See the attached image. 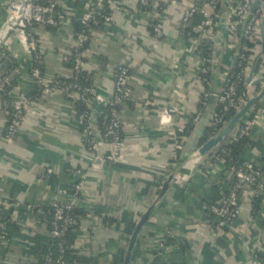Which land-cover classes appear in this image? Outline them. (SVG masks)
Wrapping results in <instances>:
<instances>
[{
	"label": "crops",
	"instance_id": "1",
	"mask_svg": "<svg viewBox=\"0 0 264 264\" xmlns=\"http://www.w3.org/2000/svg\"><path fill=\"white\" fill-rule=\"evenodd\" d=\"M107 1L113 21L92 31L83 68L95 91L106 99L112 95L117 66L124 64L130 70L132 95L119 109L124 139L120 159L115 164L93 161L81 142L76 97H64L53 90L29 97L26 72L31 55L14 41L12 50L21 58L24 75L10 94L28 99V104L14 142L0 143V204L4 199L10 201L6 214L13 219L10 242L0 250V264L38 263L48 228L34 222L32 215H25L23 205L64 200L69 188L82 179L81 208L85 215L70 238L71 250L80 262L72 264H113L119 257L122 261L136 222L172 171H176L174 179L143 227L130 264H253L256 256L259 264H264V191L255 197L246 187L239 196L240 215L230 229H223L208 214L206 204L225 196L232 182L231 163L213 154H197L204 143L202 138H195L202 116L188 134L184 133L204 86L198 73L202 57L181 35L180 23L184 10L198 0H184L160 13L163 37L156 47H152L149 15L128 0ZM166 1L156 0L150 11ZM58 3L72 17H80L86 8L78 0ZM73 32L68 24L53 31L36 28L46 78L57 71L69 77L70 69L61 56L73 47ZM229 42V38L226 43L210 42V88L217 91L233 60ZM259 47L260 34L256 32L251 37L252 55ZM249 67L250 63L247 74ZM261 73L256 71L254 79ZM258 88L247 89L252 95ZM145 101L154 106H145ZM86 104L91 117L98 120L102 105L93 98ZM168 107H172L169 113ZM4 125L0 112V134ZM210 127L211 121L204 137ZM247 138L243 160L264 166L262 121ZM109 148L102 140L98 152L106 154Z\"/></svg>",
	"mask_w": 264,
	"mask_h": 264
},
{
	"label": "built area",
	"instance_id": "2",
	"mask_svg": "<svg viewBox=\"0 0 264 264\" xmlns=\"http://www.w3.org/2000/svg\"><path fill=\"white\" fill-rule=\"evenodd\" d=\"M24 1V5H21L19 0L10 1L7 8L9 16L0 31V112L5 119L4 131L0 134V143L9 145L14 142L24 120V108L28 104V99L10 94L13 85L19 82L24 75L21 58L12 51L13 43L16 40L31 55L26 74L30 79V85L36 86L39 90V97L49 90L59 91L64 97H76L85 107L77 115L83 146L92 155H95L94 159L115 164L119 161L124 148L119 109L121 104L128 101L132 95L129 84L130 70L124 64L117 66L114 73L113 91L109 99L97 93L92 85L82 87L79 84L80 73L84 71V53L88 49H85V46L89 47L94 29L103 24L112 23V8L108 5L107 0H78L86 8L80 17H72L60 8L58 0ZM128 1L137 5L146 16L149 15L152 47H156L163 37L160 13L166 8L180 5L184 0H167L164 4L157 6L158 10L151 11V4L156 3V0ZM252 2L253 0H228L227 25L230 49H235L242 23L245 20L246 26L236 65L225 79L218 94L217 106L219 109L214 111L211 118V127L215 130L206 138L213 136L229 120V118H225L227 113L232 110L235 113L251 96L247 89L249 85L245 83L246 71L253 54L251 37L254 33L259 32L260 22L264 16L261 9L250 13ZM262 2L264 3V0ZM220 6L221 0H198L184 10L180 23L181 35L194 44L196 53L202 57L198 73L204 90L197 109L191 117V125L198 122L211 96L209 79L213 70L211 49L210 45L205 48L201 43L202 41L211 42L210 39L218 31L221 18ZM198 16L201 17L200 21L196 20ZM73 21H77L80 25L79 29L73 32L74 45L61 56L64 65L72 64L70 75L66 77L57 71L52 78H46L45 73L41 70L43 66V53L40 50L41 39L35 30L38 26L57 30L63 24L72 26ZM258 70L262 72L259 77L264 78V53L259 58ZM240 86H243L245 90L240 91ZM89 98H93L102 105L97 129L100 132L101 141L108 142L110 147L109 152L103 155L96 154L98 142L92 126L91 113L86 104ZM144 104L145 106H154L151 101H145ZM259 121H262L264 125V104L257 106L248 114V117L242 119L213 156L227 158L231 163L232 159L226 144L237 143L240 139L247 137ZM177 148L181 149L179 145ZM255 164L244 160L237 163L232 162V182L225 196L219 202L206 204L208 214L213 215L225 230L230 229L240 215V193L248 187L252 189L255 197H259L264 191V172L261 170L264 166L259 164L260 167ZM47 174H51V171L48 170ZM83 184L84 180L82 179L69 188L67 198L70 201L68 203L50 202L43 205H23L22 209L25 215H32L34 222L46 225L48 228V240L37 264H70L68 250L71 249V246L68 244L67 238L70 231L79 227L80 217L74 213V209L82 205ZM10 207V201L7 199H4L0 204V250H3L10 242L8 226L13 219L6 214ZM253 264H259L257 256L253 260Z\"/></svg>",
	"mask_w": 264,
	"mask_h": 264
},
{
	"label": "water",
	"instance_id": "3",
	"mask_svg": "<svg viewBox=\"0 0 264 264\" xmlns=\"http://www.w3.org/2000/svg\"><path fill=\"white\" fill-rule=\"evenodd\" d=\"M21 5H24V0H19ZM228 0H221V18L219 22V29H218V36L213 37L210 39L211 42H220L221 40L226 43L227 38H228V25H227V9H228ZM256 9H261L263 15H264V3L262 0H253L251 6H250V13H253ZM246 26V20L243 21L242 26H241V31L240 35L238 38V41L236 43L235 49H234V54H233V60L230 64V68L227 70V72L224 75L222 85L220 87V90L217 91L213 87L210 88L211 91V96L208 99V102L203 109L202 112V119L199 123L198 126V133L196 134V140H200L201 138L204 140V143L200 146L198 150V155L201 156H210L211 154H216L219 150V148L224 144L226 139L231 135V133L235 130V128L238 126V124L246 117L250 112H252L257 106L262 104V100L264 98V78L262 77H257V79H254V74L257 71L258 67V61L260 56L264 53V16L261 19L260 22V29H259V34H260V47L258 48V51L252 55V58L250 60V67L248 74L245 77V83L249 86H259L258 90L252 94L248 100L241 106L239 110H237L233 116L229 118V120L211 137L206 138L204 137V131L206 130L208 123L211 121L212 115L214 113L213 107L214 105H217V100H218V94L222 89V86L224 84L225 79L227 76L231 73L233 68L236 65L237 62V56L239 53V48L240 44L242 41V36L245 30ZM172 107L166 108L167 112H170ZM201 118V117H200ZM92 126L94 129V132L96 133V138H97V152L99 151V143L101 141L100 139V132L97 129V119L92 118ZM199 121V120H198ZM97 155H100L99 152ZM95 155H92V159L96 163H101L100 159H94ZM176 171H172L166 180L163 182L161 190L157 196V198L153 201V203L142 213L140 216L139 220L136 222L131 235L129 237L127 247L124 253V256L122 258V261L120 264H130L132 260V254L134 250V246L137 242V239L149 220V218L152 215L153 209L155 208V205L157 202L164 196L166 191L168 190V186L171 181H173L174 176H175ZM70 201L69 198H66L64 200H53L52 202H57V203H68Z\"/></svg>",
	"mask_w": 264,
	"mask_h": 264
},
{
	"label": "trees",
	"instance_id": "4",
	"mask_svg": "<svg viewBox=\"0 0 264 264\" xmlns=\"http://www.w3.org/2000/svg\"><path fill=\"white\" fill-rule=\"evenodd\" d=\"M72 26H73V30L79 29V27H80V25H79V23H78L77 21H73V25H72ZM47 28H48L49 30H52V31L54 30V29L49 28V27H47ZM15 41H16V40H15ZM201 44H202L203 47L206 48V47H208V46L210 45V42H208V41H202ZM87 48H88V47L85 46V49H87ZM12 51H13V50H12ZM207 53H209L208 50H207ZM65 66H67L69 69H71L72 64H71V63H67V64H65ZM41 70H42V72H44V66H42ZM79 84H80V86H82V87H87V86L92 85V83H91V79H90V76L87 74L86 71H82V72L80 73ZM239 89H240V91H244V90H245L243 86H240ZM39 95H40V92H39V90L37 89V87L34 86V85H30V96H29V97H30V98H33V97H39ZM76 107H77V115H78L82 110L85 109L84 105L81 104V102H80L78 99H77V101H76ZM218 109H219V107L216 106V111H217ZM233 114H234V111L232 110V111H230L229 113H227V115L225 116V118L228 119V118H230L231 116H233ZM99 120H100V118L97 120L98 123H99ZM192 127H193V125H191V124L188 122V123H187L186 130L184 131V133L188 134V132H190V130L192 129ZM214 130H215V129H214L213 127H210V129H209L207 135L211 134ZM207 135H206V136H207ZM226 145H227L226 147H227V149H228L227 151H228L229 155L231 156V159H232V162H233V163H234V162L237 163V162H241V161H243V158H242V156H241V153L245 150L246 146L248 145V138H247V137H244V138L240 139L239 142H237V143H231V144L227 143ZM232 162H231V163H232ZM252 163H254V162H252ZM254 164H255V163H254ZM255 165L261 167V165H259V164H255ZM261 170L264 172V167H262ZM74 213H75L77 216H79V217L85 215V212H84V210H83L81 207H75V209H74ZM209 215H210L211 217H214V216L211 215V214H209ZM10 225H11V224H9L8 229H9ZM131 228H132V227H131ZM73 233H74V231H70V233L68 234V238H67V240H68V244H69V245H71V244H70V238H71V236L73 235ZM43 249H44V248H43ZM43 249H42V250H43ZM42 250H41V252H40V254H39V259H40L41 254H42ZM68 259H69L70 264H72V263H79V262H80V258H79L78 256L74 255V253H73V251H72L71 249L68 250ZM120 262H121V257L114 259L113 264H120Z\"/></svg>",
	"mask_w": 264,
	"mask_h": 264
},
{
	"label": "rangeland",
	"instance_id": "5",
	"mask_svg": "<svg viewBox=\"0 0 264 264\" xmlns=\"http://www.w3.org/2000/svg\"><path fill=\"white\" fill-rule=\"evenodd\" d=\"M11 0H0V30L5 25V20H7V17L9 16V12H7V8L10 5Z\"/></svg>",
	"mask_w": 264,
	"mask_h": 264
},
{
	"label": "bare ground",
	"instance_id": "6",
	"mask_svg": "<svg viewBox=\"0 0 264 264\" xmlns=\"http://www.w3.org/2000/svg\"><path fill=\"white\" fill-rule=\"evenodd\" d=\"M0 31H1V30H0ZM246 117H248V115H247ZM246 117H245V118H246Z\"/></svg>",
	"mask_w": 264,
	"mask_h": 264
}]
</instances>
